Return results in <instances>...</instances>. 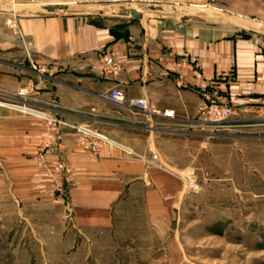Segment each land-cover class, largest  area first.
<instances>
[{
  "label": "crops",
  "instance_id": "1",
  "mask_svg": "<svg viewBox=\"0 0 264 264\" xmlns=\"http://www.w3.org/2000/svg\"><path fill=\"white\" fill-rule=\"evenodd\" d=\"M0 13V94L45 115L0 106V245L12 235L46 237L44 246L49 237L107 229L116 203L152 188L157 169L180 170L168 148L199 136L188 124L205 94L233 109L218 131L264 126V0H0ZM106 57L118 63L117 75L103 73ZM28 81L35 87L20 97ZM113 88L173 110L174 125L112 102L106 94ZM46 120L109 141L92 154L71 127H60L46 158L65 161L72 174L64 203L54 199L60 178L37 159L52 131Z\"/></svg>",
  "mask_w": 264,
  "mask_h": 264
},
{
  "label": "rangeland",
  "instance_id": "2",
  "mask_svg": "<svg viewBox=\"0 0 264 264\" xmlns=\"http://www.w3.org/2000/svg\"><path fill=\"white\" fill-rule=\"evenodd\" d=\"M218 129H196L194 140L168 148L180 170L157 169L152 188L120 199L101 233L49 237L44 246L46 237L12 235L0 264H264V126Z\"/></svg>",
  "mask_w": 264,
  "mask_h": 264
},
{
  "label": "built area",
  "instance_id": "3",
  "mask_svg": "<svg viewBox=\"0 0 264 264\" xmlns=\"http://www.w3.org/2000/svg\"><path fill=\"white\" fill-rule=\"evenodd\" d=\"M30 67L35 69V66L30 63ZM103 73L109 76H115L119 73L120 67L111 57H106L104 59V65L102 68ZM35 85L32 81H28L25 86L21 87L17 94L20 97L29 96L30 92L34 89ZM106 98L122 106H127L129 108H135L141 113L147 115L148 117L154 118L158 124H168L173 126V120L175 119V113L171 109H160L152 104L146 98H126L125 93L119 88L111 89L107 94ZM11 104V103H10ZM6 102L2 95L0 94V106L10 105ZM13 108H16L22 112H33L37 113L40 117L45 119V115L29 107H25L20 104H11ZM264 112V108H263ZM234 114L233 109L226 103L220 102L215 95H203V103L198 111V116L195 120L188 124L189 127L193 129H204V128H220L224 123H226L230 117ZM166 121H165V120ZM46 125L52 129L51 133L47 136L46 142H43L38 148L37 159L40 165L45 168L48 174L53 177V179H58L61 181L55 184L54 189V199L56 201L64 202L67 197V192L72 186V174L69 170L67 163L63 160H53L48 161L46 154L48 149L57 144L58 136L60 134V127L62 125H67L71 127L77 134V143L84 150L97 154L103 143L109 142L108 139L87 127L80 125H68L67 123L54 122L53 120H46ZM130 154L129 151H126ZM56 181V180H55ZM63 181V183H62ZM191 188H196L195 185L190 184Z\"/></svg>",
  "mask_w": 264,
  "mask_h": 264
},
{
  "label": "water",
  "instance_id": "4",
  "mask_svg": "<svg viewBox=\"0 0 264 264\" xmlns=\"http://www.w3.org/2000/svg\"><path fill=\"white\" fill-rule=\"evenodd\" d=\"M46 10L51 11V10H52V6H47V7H46ZM123 11H124L125 13H129V14H130L132 17H134V18H139V17H140V15L137 14L136 11H135L134 9H128V8H125V9H123Z\"/></svg>",
  "mask_w": 264,
  "mask_h": 264
}]
</instances>
